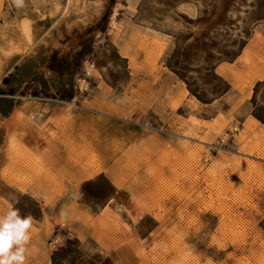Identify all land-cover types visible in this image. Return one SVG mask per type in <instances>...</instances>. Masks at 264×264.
Returning a JSON list of instances; mask_svg holds the SVG:
<instances>
[{"label": "rangeland", "instance_id": "1", "mask_svg": "<svg viewBox=\"0 0 264 264\" xmlns=\"http://www.w3.org/2000/svg\"><path fill=\"white\" fill-rule=\"evenodd\" d=\"M254 112L264 0H0V215L33 217L26 264H264Z\"/></svg>", "mask_w": 264, "mask_h": 264}, {"label": "clouds", "instance_id": "2", "mask_svg": "<svg viewBox=\"0 0 264 264\" xmlns=\"http://www.w3.org/2000/svg\"><path fill=\"white\" fill-rule=\"evenodd\" d=\"M15 3L22 7L24 0ZM33 228V217L22 216L15 207L0 215V264H26Z\"/></svg>", "mask_w": 264, "mask_h": 264}, {"label": "trees", "instance_id": "3", "mask_svg": "<svg viewBox=\"0 0 264 264\" xmlns=\"http://www.w3.org/2000/svg\"><path fill=\"white\" fill-rule=\"evenodd\" d=\"M254 115H255L259 120H261L262 122H264V117H262L259 113L254 112ZM52 257H53V256H52Z\"/></svg>", "mask_w": 264, "mask_h": 264}]
</instances>
